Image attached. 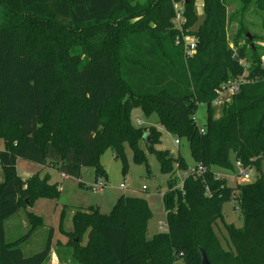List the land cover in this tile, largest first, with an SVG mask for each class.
<instances>
[{
	"label": "trees",
	"instance_id": "1",
	"mask_svg": "<svg viewBox=\"0 0 264 264\" xmlns=\"http://www.w3.org/2000/svg\"><path fill=\"white\" fill-rule=\"evenodd\" d=\"M198 1L204 20L196 29ZM238 1L240 8L230 14V0H0V264H46L53 248L51 229L42 251L27 256L20 247L44 226L31 212L28 234L7 241L8 219L38 198L61 194L48 175L23 179L19 158L81 179L88 166L105 172L99 156L106 149L124 157L128 146L135 161L144 162L145 134L162 171L173 174L163 193L167 230L148 236L152 211L146 198L135 195H121L108 214L95 206L76 210L72 230L63 227V210L60 229L75 263L201 264L203 249L211 264H264V70L259 49L240 46L248 40L246 14L252 7L264 12V0ZM176 4L184 8V32L197 39L190 59L176 45ZM233 21L238 32L230 46ZM241 59L254 81L226 100L215 118L216 91L245 72ZM201 104L205 133L193 121ZM137 107L188 140L195 170L181 186L174 174L175 166L187 168L184 158L155 149L161 132L133 125ZM238 161L257 171L254 181L231 186L214 171H233ZM201 165L202 175L196 173ZM233 200L240 227L224 222V204ZM218 221L228 249L217 234Z\"/></svg>",
	"mask_w": 264,
	"mask_h": 264
},
{
	"label": "rangeland",
	"instance_id": "2",
	"mask_svg": "<svg viewBox=\"0 0 264 264\" xmlns=\"http://www.w3.org/2000/svg\"><path fill=\"white\" fill-rule=\"evenodd\" d=\"M135 2L143 3L147 0H133ZM180 5V4H179ZM202 1L197 2L198 21L195 28L197 29L204 20ZM181 6V5H180ZM240 8L238 0H230L229 13ZM3 7L0 5V23L4 22ZM132 19L131 22H135ZM245 23L249 27V34L252 36L251 40L241 41L240 46L249 50L250 46L257 47L264 55V12L257 11L252 7L245 17ZM238 32V22L233 21L229 25V44L233 45L232 37ZM246 61L245 59H241ZM224 103L214 104V117L219 118ZM198 124L205 125L207 119L206 105L201 104L198 112ZM131 119L133 125L136 127H150L155 126L161 132L160 142L155 144V149L167 150L175 157L181 155L187 165L186 169H177L175 166L174 177L179 184H182L185 176L191 174L195 170V161L191 154L189 142L187 139H179L174 134L166 131L158 125V115L152 113L147 115L140 107L134 108L131 111ZM140 121L141 124H138ZM179 140L180 143H176ZM1 148L3 143L0 142ZM141 148L144 150L146 160L144 162H137L134 159L133 150L126 146L125 156L119 157L112 149H106L99 156V162L104 167V173L98 175L94 167L88 166L83 169L82 178L78 179L72 176L66 178L63 174L52 164L45 166L29 162L23 159H18L17 171L23 179H28L34 174H40L41 177L48 175L51 184H58L61 190L60 197L56 199L38 198L35 204L26 209L20 210L16 215L12 216L6 221L7 241L14 242L21 239L28 234L31 224L29 222L28 213L39 215L44 220V226L39 227L34 231L25 241L22 242L21 248L27 256L33 255L42 251L45 248L46 242L49 238L50 229L53 232L52 242L53 248L49 261L46 264H76L73 260V248L68 243L67 236L61 232L60 220L62 211L65 210L63 227L65 230H72L73 217L76 210L86 211L90 206H95L100 209L102 213L108 214L118 201L121 195H132L146 197L152 211V217L148 224V236L151 238L159 232L167 230L166 212L162 200V194L168 188V182L173 174L164 173L161 168L160 161L156 153L150 151L146 142H141ZM215 173L225 178L231 186L242 183L239 176L240 169L235 166L233 171L223 170L221 168H214ZM96 175L102 177L106 185L103 189L95 191L91 185L96 180ZM258 176L255 169L250 170L249 182L254 181ZM4 172L0 166V184L4 181ZM80 181L82 185L80 184ZM124 185V186H122ZM225 221L233 223L236 226H242V218L240 210L235 200L225 203L223 207ZM216 231L224 248L228 249L230 246L227 231L221 221L217 222ZM174 264H187L180 259Z\"/></svg>",
	"mask_w": 264,
	"mask_h": 264
},
{
	"label": "built area",
	"instance_id": "3",
	"mask_svg": "<svg viewBox=\"0 0 264 264\" xmlns=\"http://www.w3.org/2000/svg\"><path fill=\"white\" fill-rule=\"evenodd\" d=\"M176 16L174 19L175 27L179 30V35L176 38V45L182 46L184 55L186 59H190L195 56L197 52V39L194 36L188 35L183 30V24L185 23V15H184V8L183 6L176 4ZM240 64H242L245 68V72L235 78L234 80H231L229 82H226L221 85L220 88L217 89V98L215 99L214 104L224 103L226 100H229V98L237 93L240 92L241 87L249 82H253L254 79H251L248 77V67L249 63L247 61L240 60ZM261 68L264 70V55L261 56L260 60ZM193 121L198 125L199 130L201 133H205L206 127L205 125L200 126L198 124V116L195 114L193 116ZM138 124H141L140 121H138ZM176 143H180L179 140H176ZM236 166L239 167L240 172L239 176L241 177L243 182H249L250 178V168H245L241 162H236ZM205 172V168L201 165L196 170L197 174L202 175ZM63 177L66 178L67 175L63 173ZM106 182L102 177L96 178L95 182L91 185V188L95 191L101 190L105 187ZM182 184H180L181 186ZM124 186V185H122Z\"/></svg>",
	"mask_w": 264,
	"mask_h": 264
},
{
	"label": "water",
	"instance_id": "4",
	"mask_svg": "<svg viewBox=\"0 0 264 264\" xmlns=\"http://www.w3.org/2000/svg\"><path fill=\"white\" fill-rule=\"evenodd\" d=\"M247 37L251 40L252 36L248 33ZM144 140H145L147 146H150L151 140H150V136L148 134L144 135ZM200 256H201V264H211L207 253L203 249H200Z\"/></svg>",
	"mask_w": 264,
	"mask_h": 264
},
{
	"label": "crops",
	"instance_id": "5",
	"mask_svg": "<svg viewBox=\"0 0 264 264\" xmlns=\"http://www.w3.org/2000/svg\"><path fill=\"white\" fill-rule=\"evenodd\" d=\"M0 149H1V146H0ZM63 174V173H62ZM68 177V176H67ZM146 198V197H145ZM147 199V198H146ZM162 200H163V194H162ZM147 201H148V199H147ZM148 203H149V201H148Z\"/></svg>",
	"mask_w": 264,
	"mask_h": 264
}]
</instances>
